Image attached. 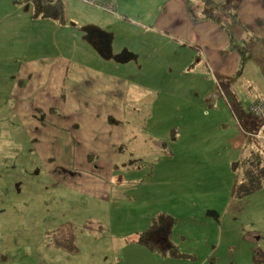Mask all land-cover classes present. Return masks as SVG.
Masks as SVG:
<instances>
[{
    "label": "rangeland",
    "instance_id": "1",
    "mask_svg": "<svg viewBox=\"0 0 264 264\" xmlns=\"http://www.w3.org/2000/svg\"><path fill=\"white\" fill-rule=\"evenodd\" d=\"M60 1L65 14L55 20L36 15V0H0L9 63L0 77L29 52L82 54L78 38L94 19L113 35V54L134 53L112 75L129 88L106 89L101 101L78 85L71 99H88L86 107L43 89L20 115L10 82H0V264H264V188L233 196L243 173L231 165L246 137L242 109L264 101V0H213L222 16L214 25L199 22L202 0H106L114 14L102 3ZM243 51L251 55L237 75ZM35 118L57 130V148L34 149ZM156 184L167 185L160 191L172 201L158 204L177 213L173 240L191 257L131 241L151 223L143 196L158 195Z\"/></svg>",
    "mask_w": 264,
    "mask_h": 264
},
{
    "label": "crops",
    "instance_id": "2",
    "mask_svg": "<svg viewBox=\"0 0 264 264\" xmlns=\"http://www.w3.org/2000/svg\"><path fill=\"white\" fill-rule=\"evenodd\" d=\"M39 0H36L38 2ZM41 1V0H40ZM190 1V0H189ZM99 4L106 2V0H98ZM113 3V2H112ZM215 3V2H214ZM99 4H97L99 6ZM63 5V4H62ZM94 6H97L95 4H92ZM201 16L199 19V22H202L204 25H214L211 21H217L214 19L205 18V14L203 13V0L201 4ZM100 7V6H99ZM104 9V8H102ZM105 10V9H104ZM65 6L63 5L61 13L62 15L65 14ZM107 11V10H105ZM36 12V11H35ZM109 13H112L111 11H107ZM114 14V13H112ZM37 16H40L38 13ZM61 15V16H62ZM111 19H114V17H110ZM56 20V18H55ZM94 19H91L87 21L86 24H90L85 26L84 28L93 27L98 28L101 31L105 32V34H111L108 33L105 30L106 29L102 24L97 23H89V22H96L92 21ZM55 22V21H54ZM219 22V21H218ZM24 23V22H23ZM34 23V22H33ZM56 23V22H55ZM57 24V23H56ZM110 24V23H108ZM15 25V24H14ZM13 25V26H14ZM59 27H63L65 25H57ZM101 26V27H99ZM21 27V26H18ZM108 28V26H107ZM66 29V27L64 28ZM83 30V29H82ZM18 32V30H16ZM38 36V35H37ZM103 36V35H102ZM111 57L105 58L103 55H101L97 49L93 46V42L97 47H101V41L93 40L92 37L89 36L87 30H83V33L81 36H79V40L83 43L81 48L82 54L79 55H72L69 52H65L64 50L62 52H53V51H47L43 55H37L35 53H27L22 55V59L19 63H15V65H18L14 71L10 74L8 78L5 76L0 77V82L2 80H7L10 82V86L8 89H10L8 92V101L10 100L13 103V100L16 101V105H18L19 109L16 111L17 113H20V115L23 112V108H25L26 103H31L32 98H34V101L39 102V100L44 99V97H39L38 94L43 89H49V90H55L54 95H62V100L64 102L69 103H75V104H81L82 106H89L92 102L88 101V99H80L78 102H75V98L71 99L73 92L76 93L77 86L82 85L83 87L80 88V91H86V96H89L90 92L96 93L98 96H100L101 101H103L104 98V90L106 89H112L114 92L118 91H127L129 88V85H126L124 83H121L120 81L113 78V74L115 71L119 69H125L126 64L135 59L133 57L134 53L130 52L131 54L125 59L124 62H120L115 59V54H113L112 51V41H113V35L111 34ZM82 37V39H81ZM27 38V37H26ZM34 39V38H33ZM36 39V38H35ZM54 38H47V41L51 42V45L54 46L55 42L53 40ZM4 40L3 37H1V42ZM8 41H6V49H7ZM90 52H88V50ZM6 52H2L0 50V75L2 74L1 66H5V64L9 67V63L6 60L7 59ZM14 61V60H13ZM8 67H5L7 70ZM122 67V68H121ZM2 83V82H1ZM0 83V84H1ZM94 83V86L90 89L89 87H85L84 85H89ZM48 92V91H46ZM229 92V93H228ZM227 96L230 94L229 98V104L231 107L234 106V102L232 101V97L234 94L230 90H228ZM116 98H119L118 93L115 94ZM59 96V95H58ZM6 97L3 98L5 100ZM255 99V98H254ZM252 99L251 101H253ZM236 103L241 106V102L239 100H236ZM100 104H102L100 102ZM2 106H5L0 104V108ZM1 110V109H0ZM242 112V111H241ZM120 120L126 117L125 111H122L120 115ZM35 121L32 122V127L28 126V131H31L32 137H36L35 139H40L35 144L34 149L42 144L46 143L47 146L44 148H49V143H52V148H57V144H54L56 136H58L57 130H52L51 128H47L46 126H42L41 124H44L43 121L40 118H35ZM41 123V124H40ZM258 124L256 125V127ZM245 128V125L243 126L242 130ZM40 134V135H38ZM243 138V137H242ZM239 138L238 141L241 142V146L245 144V139ZM119 141V140H118ZM51 145V144H50ZM241 150L238 152L239 159L242 157V155L245 153L243 151V147H239ZM37 150V149H36ZM38 151V150H37ZM38 155L41 156L42 159L47 160L42 155H44L41 152H36ZM51 153H56V150H52ZM56 162L59 164L64 165L65 161L59 156L56 155ZM238 160V159H237ZM237 160L231 161V165L233 166V163ZM112 163H115L113 161ZM51 170V169H50ZM53 172V170H51ZM177 187L181 189V191L184 190L183 184H177ZM195 186L194 183L191 184V187ZM167 188V185H159L156 184V189L158 195H155L154 197L151 196H143V203L144 207L142 211L148 212L147 215L142 217L150 218V222L154 218V212H162L169 214L176 219L178 218L177 213L173 212L172 209L166 206H161L162 204L158 203H167L168 201H172L168 196L161 194L162 192H165L166 189L163 191H160L163 188ZM178 191H176L177 193ZM194 191L190 195L193 194ZM107 198V197H106ZM163 199V200H162ZM135 200V199H133ZM108 201V200H107ZM151 203H155V209L153 210ZM151 207V208H150ZM161 213V214H162ZM211 215H214L215 213L212 211L210 212ZM216 216V215H215ZM218 216V215H217ZM150 225V223H149ZM148 225V226H149ZM147 226V227H148ZM146 227V228H147ZM154 254H147V261L148 260H154L155 262H158L159 259L153 256ZM160 263H165V261H159ZM174 263V262H171Z\"/></svg>",
    "mask_w": 264,
    "mask_h": 264
},
{
    "label": "trees",
    "instance_id": "3",
    "mask_svg": "<svg viewBox=\"0 0 264 264\" xmlns=\"http://www.w3.org/2000/svg\"><path fill=\"white\" fill-rule=\"evenodd\" d=\"M203 13L205 18L214 19L222 22V16L218 14V5L213 0H203ZM257 36H252V39ZM247 52V51H246ZM251 53L248 51L246 54L243 51V57L241 59V65L237 75L242 74L244 61ZM230 98V95L228 97ZM256 99V98H255ZM241 116L245 125V144L242 146L245 153L240 159L233 163L235 172L243 173L242 179L236 180L233 189V196L244 197L249 195L258 189L264 188V139L247 136L246 132H252L260 127V121L255 117L247 107V110L242 109ZM258 126L256 127V125ZM261 181L257 183V187L251 188L253 182ZM177 219L169 214L162 213L154 217L150 225L143 231L138 232L136 237L131 241L143 245L148 250L155 252L164 257L171 258H187L191 257L190 254H186L179 250L177 243L173 240V230L176 225ZM62 242V241H57ZM59 244V243H58ZM60 245V244H59ZM61 246V245H60ZM72 251H76L71 246ZM78 250V249H77ZM259 256V255H258ZM257 255L254 257L255 261L262 260Z\"/></svg>",
    "mask_w": 264,
    "mask_h": 264
},
{
    "label": "built area",
    "instance_id": "4",
    "mask_svg": "<svg viewBox=\"0 0 264 264\" xmlns=\"http://www.w3.org/2000/svg\"><path fill=\"white\" fill-rule=\"evenodd\" d=\"M87 4H99L97 0H81ZM105 10L107 11H113L114 7L106 2H103L101 5ZM225 97H228L227 95L223 94ZM248 110L259 119L260 121V127L252 132H246L247 136H254L258 138L264 139V101L256 98L253 101L250 102L248 106ZM241 142H239V145Z\"/></svg>",
    "mask_w": 264,
    "mask_h": 264
},
{
    "label": "flooded vegetation",
    "instance_id": "5",
    "mask_svg": "<svg viewBox=\"0 0 264 264\" xmlns=\"http://www.w3.org/2000/svg\"><path fill=\"white\" fill-rule=\"evenodd\" d=\"M36 5H37L36 13L42 15L43 17L53 16L55 18H59L62 15L61 10L63 5L60 0H41V1L39 0L38 2H36ZM91 36L93 40L101 41V45L104 43L102 34L93 31Z\"/></svg>",
    "mask_w": 264,
    "mask_h": 264
},
{
    "label": "water",
    "instance_id": "6",
    "mask_svg": "<svg viewBox=\"0 0 264 264\" xmlns=\"http://www.w3.org/2000/svg\"><path fill=\"white\" fill-rule=\"evenodd\" d=\"M84 30H87L90 37H92V32L96 31L99 34L103 35L104 43L101 45V47H97L95 43L93 42V46L97 49V51L103 55L105 58L111 57V34H105V32L101 31L98 28L88 27L84 28ZM131 53L127 52L126 50L118 53V55L115 56V59L124 62L125 59L130 55Z\"/></svg>",
    "mask_w": 264,
    "mask_h": 264
}]
</instances>
